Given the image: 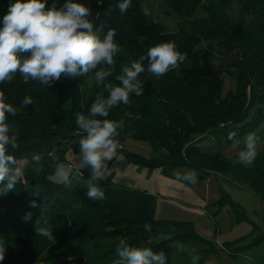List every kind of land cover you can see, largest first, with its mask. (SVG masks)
<instances>
[{
    "label": "trees",
    "instance_id": "trees-1",
    "mask_svg": "<svg viewBox=\"0 0 264 264\" xmlns=\"http://www.w3.org/2000/svg\"><path fill=\"white\" fill-rule=\"evenodd\" d=\"M81 2L92 10L94 31L103 35L111 27L117 33L120 51L109 82L118 85L121 66L161 42H175L186 57L159 78L147 72L145 60L139 77L144 94L110 110L108 119L124 122L118 142L144 140L155 152L147 157L120 149L124 156L141 166L160 167L182 182L184 173L193 170L196 180L230 175L264 196V147L251 166L234 164L237 154L223 152L235 143L227 139L229 133L242 140L255 132L264 140V0H239L240 11L251 16L247 25L228 14L229 0H166L179 16L174 32L147 17L138 0L123 17L116 0ZM197 8L202 15L194 16ZM224 75L233 80L227 90ZM0 91L16 112L7 118L18 145L11 152L24 169L15 191L0 195V238L18 247H38L36 257L19 264H123L115 251L121 239L163 252L167 264H191L192 255L203 264L211 256V245L190 222L156 218V195L145 188L114 182L108 174L99 180L105 198L91 201L87 185L66 186L51 178L68 151L79 152L83 133L74 123L75 113H86L97 96L108 95L93 73L62 77L48 86L25 83L17 72L0 84ZM26 95L33 97V105L21 106ZM34 154L39 162L32 160ZM32 201L39 207H31ZM27 212L32 213L29 222L23 220ZM42 215L54 229L51 241L36 233ZM239 218L247 219L242 211ZM66 234L69 240L63 239ZM190 240L202 246L187 248Z\"/></svg>",
    "mask_w": 264,
    "mask_h": 264
},
{
    "label": "clouds",
    "instance_id": "clouds-1",
    "mask_svg": "<svg viewBox=\"0 0 264 264\" xmlns=\"http://www.w3.org/2000/svg\"><path fill=\"white\" fill-rule=\"evenodd\" d=\"M9 0L7 9L0 14V84L19 73L25 83L29 80L51 85L62 77L75 79L93 73L98 84L103 85L108 95L97 96L86 113L77 112L74 123L83 133L79 139V160L82 168L90 170V180L86 186V196L91 201L105 198L99 180L113 160L118 148V137L124 128L123 121L107 117L111 109L128 104L130 96L144 94L140 74L147 72L159 78L170 69L177 68L185 60V55L173 41H165L148 49L146 55L121 66L116 77L119 84L108 81L112 75L114 56L120 51L116 42V31L109 28L103 35L94 31L92 10L81 0ZM132 7V0H116L119 14L125 16ZM147 14V13H146ZM31 96H25L21 106L33 105ZM13 104L0 91V195L13 192L24 178V169L18 164L11 150L17 145V137L11 131L8 116H15ZM228 140H235L243 147L238 151L234 164L251 166L258 156L260 137L249 132L242 140L229 133ZM34 162L40 155L32 156ZM195 170L185 172L183 180L196 183ZM67 179V177L65 178ZM31 207H39L32 201ZM41 218L35 228L38 236L51 241L55 239L50 221ZM32 213L27 212L23 220L29 222ZM146 231L150 229L146 226ZM123 264H167L163 252H155L143 245H131L121 239L115 248ZM6 253L5 243L0 240V262ZM199 256L192 255L191 264H197Z\"/></svg>",
    "mask_w": 264,
    "mask_h": 264
},
{
    "label": "rangeland",
    "instance_id": "rangeland-1",
    "mask_svg": "<svg viewBox=\"0 0 264 264\" xmlns=\"http://www.w3.org/2000/svg\"><path fill=\"white\" fill-rule=\"evenodd\" d=\"M138 1L147 17L159 23L166 32L177 29L179 16L170 9L166 0ZM8 2L0 0V14L6 11ZM227 12L242 25L250 22L251 16L240 11L239 0H229ZM200 15L202 11L197 8L194 16ZM224 79V90L233 87L232 78L224 75ZM241 145L236 142L226 145L223 152L237 154ZM263 147L264 140L259 142L258 150ZM120 149L147 157L155 154L147 141L126 138L118 142L116 155L102 177L110 174L114 182L145 188L154 193L156 218L190 222L212 247L211 256L203 264H264V238L260 243L252 244L253 240L264 234V196L225 174L205 176L196 180L195 184L185 183L165 175L160 167L150 168L133 163ZM77 169L86 175L76 177ZM89 176L90 170L82 168L79 152L68 151L65 161L57 165L51 178L66 186H82L89 183ZM240 211L247 219L239 218ZM64 238L69 240L70 236L66 234ZM0 240L6 246L5 257L0 264H19L29 257H36L38 253V247H18L3 238ZM200 246L202 243L191 240L186 243L190 249Z\"/></svg>",
    "mask_w": 264,
    "mask_h": 264
},
{
    "label": "built area",
    "instance_id": "built-area-1",
    "mask_svg": "<svg viewBox=\"0 0 264 264\" xmlns=\"http://www.w3.org/2000/svg\"><path fill=\"white\" fill-rule=\"evenodd\" d=\"M83 174H82V171L80 170V169H77L76 171H75V176L76 177H80V176H82Z\"/></svg>",
    "mask_w": 264,
    "mask_h": 264
},
{
    "label": "crops",
    "instance_id": "crops-1",
    "mask_svg": "<svg viewBox=\"0 0 264 264\" xmlns=\"http://www.w3.org/2000/svg\"><path fill=\"white\" fill-rule=\"evenodd\" d=\"M239 253H237L236 255H238Z\"/></svg>",
    "mask_w": 264,
    "mask_h": 264
}]
</instances>
